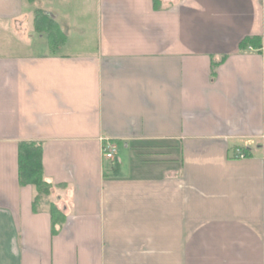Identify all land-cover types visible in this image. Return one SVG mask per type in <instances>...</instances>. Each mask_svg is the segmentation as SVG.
<instances>
[{"label":"crops","instance_id":"1","mask_svg":"<svg viewBox=\"0 0 264 264\" xmlns=\"http://www.w3.org/2000/svg\"><path fill=\"white\" fill-rule=\"evenodd\" d=\"M41 1L0 0V47L29 18L36 34V11L66 37L0 52V264H264V56L239 48L264 41V0H59L93 12L77 52L75 23ZM101 138L125 165L109 170ZM20 142L42 145L52 189L36 203Z\"/></svg>","mask_w":264,"mask_h":264},{"label":"rangeland","instance_id":"2","mask_svg":"<svg viewBox=\"0 0 264 264\" xmlns=\"http://www.w3.org/2000/svg\"><path fill=\"white\" fill-rule=\"evenodd\" d=\"M58 1V2H57ZM53 0H46V3H52ZM61 3V5H60ZM59 0H55L53 7L57 10V9H62V13H66L68 15V23L73 24L75 23V26H73L72 31L76 36L79 37H75L76 38H80L82 39L83 43H78V41H75V39H72V41L70 43L67 44V49L69 51H89V50H93L95 43L93 42V40L91 39V37H93L90 29L88 28L90 25L92 26V21H94V16H93V12L90 10H87V8H85L84 6L86 5L84 2H75V7L76 10L75 12H72L71 10H69L68 8H66L65 4L63 2H60ZM44 3H42L41 0H35L34 4H32L30 6V9H43L42 5ZM75 13V14H74ZM74 15V17H73ZM58 23H61V21L63 22L62 19L57 20ZM76 24L78 26H83L82 29H79L78 26H76ZM24 30L20 31H10L11 35H10V43L9 44H4L3 46L0 47V52L4 53V54H9V55H39V54H43V53H49L48 48H47V43L44 42L45 39L37 37L39 36L37 33L35 34L32 29H31V18L28 19V26L25 28H22ZM83 31L85 32V37H82L80 35H82L81 33L78 34L79 31ZM88 31L90 32L89 35L91 37H88L87 33ZM9 33V32H8ZM7 33H3V31H0V35H6ZM31 36H33V38H30ZM66 39V38H65ZM113 141V140H112ZM166 146V145H164ZM168 146V145H167ZM235 150H239L243 155V151L240 150L239 148H235ZM234 150V151H235ZM118 152V151H117ZM147 154H149V156L147 158L153 159V160H167L169 157V153L167 150V147H158L156 145L154 146H147ZM119 159L121 160V163L123 165H125L124 163H126L127 160V153L124 149H122L121 147H119V152L117 153ZM245 158V156H244ZM241 160V159H239Z\"/></svg>","mask_w":264,"mask_h":264},{"label":"trees","instance_id":"3","mask_svg":"<svg viewBox=\"0 0 264 264\" xmlns=\"http://www.w3.org/2000/svg\"><path fill=\"white\" fill-rule=\"evenodd\" d=\"M33 1V0H28ZM153 6L157 7V0H153ZM34 31L39 35H44L49 51H54L65 42V34L60 30L56 22L47 14L36 11L33 20ZM240 49L263 50L264 41L259 38H246L239 44ZM245 157H249L247 149L239 148ZM42 145L36 142H20L17 147V178L19 187L32 186L36 190V203L41 196H48L52 186L44 180L42 167ZM56 211L51 208V213Z\"/></svg>","mask_w":264,"mask_h":264},{"label":"built area","instance_id":"4","mask_svg":"<svg viewBox=\"0 0 264 264\" xmlns=\"http://www.w3.org/2000/svg\"><path fill=\"white\" fill-rule=\"evenodd\" d=\"M117 154V145L114 141L108 138L100 139V155L102 160L110 166V169L114 167L115 158ZM234 159H244V155L239 151L235 150Z\"/></svg>","mask_w":264,"mask_h":264}]
</instances>
